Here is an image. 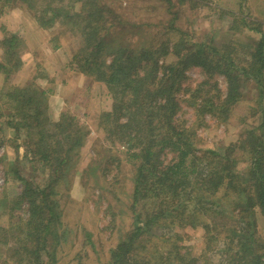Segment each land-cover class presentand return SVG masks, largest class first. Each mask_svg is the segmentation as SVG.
<instances>
[{"label": "trees", "instance_id": "obj_1", "mask_svg": "<svg viewBox=\"0 0 264 264\" xmlns=\"http://www.w3.org/2000/svg\"><path fill=\"white\" fill-rule=\"evenodd\" d=\"M13 2L34 11L42 28L65 21L73 24L82 38L73 64L105 83L112 94V109L101 115L100 126L109 141L127 147L136 170L131 203L135 227L112 250L110 264H198L199 256L186 250L179 233L174 240L163 239L161 251L147 250L145 240L154 237V230L166 231L176 220L182 226L203 229L207 239L215 236L226 258L221 264H264V238L257 227V210L264 214V34L252 52L208 46L185 35L178 42L153 36L146 44L134 40L136 36L126 27L112 26V16H106L102 8L82 13L55 0H0L2 8ZM254 25L246 21L245 28L260 33ZM21 43L19 36L7 35L2 42L6 63H0V69L21 67L16 51ZM192 68L202 74L194 89L185 87L186 73ZM220 77L226 91L221 89ZM248 83H255L259 90L261 123L244 130L237 142L221 150L200 148L197 123L202 125L207 116L226 120L245 99ZM29 93L11 94L36 108L10 125L17 135L21 128L25 130V158L46 174L40 179L26 177L13 168L21 191L11 199L5 197L4 204L0 201V216L5 215L2 210L17 209L23 215L0 231L9 229L6 234L16 240L17 248L11 250L6 264H56L57 241L65 236L58 198L61 187L72 182L70 171H77L73 159L81 154L77 150L83 147L84 128L71 116L62 115L58 122L43 118L37 98L44 99L46 93ZM185 106L193 111L192 120L183 118ZM168 154L173 155L170 161L165 159ZM242 162H248L243 170L239 168ZM139 245L142 256L136 254Z\"/></svg>", "mask_w": 264, "mask_h": 264}, {"label": "rangeland", "instance_id": "obj_2", "mask_svg": "<svg viewBox=\"0 0 264 264\" xmlns=\"http://www.w3.org/2000/svg\"><path fill=\"white\" fill-rule=\"evenodd\" d=\"M55 1L72 12L87 13L90 8H102L106 16H112V26L126 27L136 36L134 40L146 44L153 36L161 41L170 38L178 42L185 35L188 40L207 42L208 46H232L252 52L261 33L264 34V0H92L95 5L86 0L84 3ZM23 4L13 2L5 8L0 4V63H6L7 49L2 42L7 35L15 34L22 39L16 49L22 59L21 67L16 71L0 69V201L4 204L5 197L11 199L21 191L13 168L22 176L45 177L46 172L37 164H29L25 158V130L21 128L22 132L17 135L15 127L10 125L14 119L18 122L32 115L36 108L35 105L30 107L28 100H15L11 94L18 96L20 90L30 91V95L32 90L44 91V99L37 98L43 118L58 122L62 115L71 116L77 126L84 128L85 135L83 147L77 150L81 154L73 159L77 171H70L72 182L61 187L62 197L58 198L65 236L57 241L56 264H110L112 250L135 227L131 203L136 170L129 161L127 147L109 141L100 126L101 115L112 109V94L105 83L81 72L73 64V56L82 45L74 25L65 21L51 29L42 28L35 12ZM246 21L255 24L261 32L245 28ZM169 33L171 35L167 36ZM186 75L187 88L194 89L202 79L197 68L190 69ZM219 82L226 91L224 78L220 77ZM245 94V99L233 107L230 116L224 115L226 120L219 115L207 116L206 121L201 119L202 125L197 123L200 148L221 150L237 142L244 130L261 123L256 84L248 83ZM184 111L183 118L192 120L193 111L187 106ZM165 156L167 161L173 158L172 154ZM247 163L242 162L239 168L243 170ZM2 213L5 215L0 216V227L5 229L23 215L18 209L15 212L2 210ZM181 224L176 220L166 231L156 228L154 237L145 240L147 250L150 247V251H161L162 240L167 236L174 240L179 233L184 236L181 244L186 250L199 256L198 264L225 261L223 246L213 240L215 236L207 239L203 229L194 230ZM257 227L264 238V214L260 210H257ZM8 230L0 231V264H6L11 250L17 248L16 240L6 234ZM142 247L139 245L136 254L142 256Z\"/></svg>", "mask_w": 264, "mask_h": 264}]
</instances>
